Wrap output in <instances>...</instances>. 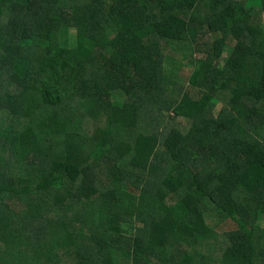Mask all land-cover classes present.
Returning <instances> with one entry per match:
<instances>
[{
	"label": "trees",
	"instance_id": "16d2710c",
	"mask_svg": "<svg viewBox=\"0 0 264 264\" xmlns=\"http://www.w3.org/2000/svg\"><path fill=\"white\" fill-rule=\"evenodd\" d=\"M263 13L0 0V264H264Z\"/></svg>",
	"mask_w": 264,
	"mask_h": 264
},
{
	"label": "rangeland",
	"instance_id": "374dc122",
	"mask_svg": "<svg viewBox=\"0 0 264 264\" xmlns=\"http://www.w3.org/2000/svg\"><path fill=\"white\" fill-rule=\"evenodd\" d=\"M263 21H264V13H263ZM187 55L188 56L186 59H184L182 62L181 61L178 62L176 65H174L175 63L171 64L170 62H167L166 64L169 67L171 66V71L174 73L172 75V78H174V80L179 81L181 83H185L191 72L194 70V65H192V63L190 62L194 61L196 55H191V54H187ZM45 83L46 86L50 89L55 90L57 87L56 82L54 80L47 79ZM118 101H120V99L115 97L114 102H118ZM218 109L219 107L217 108V110ZM207 221L211 225L217 224L216 227L220 231H225L226 229L230 228V226L232 225L231 221L227 220V218L220 217L219 215L216 214L210 215L207 218Z\"/></svg>",
	"mask_w": 264,
	"mask_h": 264
}]
</instances>
